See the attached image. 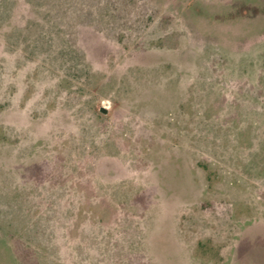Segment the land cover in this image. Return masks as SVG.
I'll use <instances>...</instances> for the list:
<instances>
[{"label": "rangeland", "instance_id": "rangeland-1", "mask_svg": "<svg viewBox=\"0 0 264 264\" xmlns=\"http://www.w3.org/2000/svg\"><path fill=\"white\" fill-rule=\"evenodd\" d=\"M0 264H264V0H0Z\"/></svg>", "mask_w": 264, "mask_h": 264}]
</instances>
